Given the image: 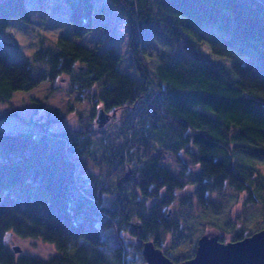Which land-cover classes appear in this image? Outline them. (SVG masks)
<instances>
[{"label":"trees","instance_id":"1","mask_svg":"<svg viewBox=\"0 0 264 264\" xmlns=\"http://www.w3.org/2000/svg\"><path fill=\"white\" fill-rule=\"evenodd\" d=\"M69 1L73 33L82 37L93 29L95 0ZM111 2L130 23L140 78L119 70L115 48L98 52L67 36L38 49L32 60L10 59L3 32L12 20L30 22L31 15L26 0H0V104L11 105L15 92L62 77L91 103L93 118L99 107L109 113L131 111L118 142L55 129L34 116L21 117L25 123L18 131L0 125V264H146L142 242L148 240L180 262L195 255L198 241L192 253L184 249L195 224L206 222L200 237L216 230L222 241L225 233L239 240L255 232L249 231L253 218L264 216L258 164L264 160V0ZM209 21L230 32L208 39L214 54L232 60L229 70L209 63L184 37L187 31L205 39L198 27ZM149 49L159 56L153 67L146 64ZM12 115L17 111L0 110V122ZM95 150L101 160L93 156ZM166 151L185 169H195L199 215L189 210L192 196L180 200L188 209L172 210L185 184L161 165ZM92 161L105 172H91ZM226 188L247 196L248 215L224 213L213 194ZM107 195L113 197L109 205ZM110 230L112 245L103 235ZM124 232L138 242L127 243ZM17 237L50 243L56 254L16 258Z\"/></svg>","mask_w":264,"mask_h":264},{"label":"rangeland","instance_id":"2","mask_svg":"<svg viewBox=\"0 0 264 264\" xmlns=\"http://www.w3.org/2000/svg\"><path fill=\"white\" fill-rule=\"evenodd\" d=\"M26 5L30 11L31 21L12 20L6 31L3 32L5 43L4 47L10 59L16 61L32 60L34 53L41 47L53 46L60 36H67L74 41L95 49L98 52H104L109 48H115L121 55L119 70L128 73L134 77L140 78L134 59L132 56V47L130 45V23L126 17L120 14L117 8L112 4L111 0H95V11L93 15V29L88 34L79 37L73 33L70 14L71 3L69 0H26ZM205 39L199 41L195 36L190 35L187 31L184 34L185 39L190 40V44L195 51L202 53L203 57L216 67H223L229 70L231 63L230 58H225L213 53L208 39L212 38L214 33L228 35L230 32L222 29L217 21H209L198 27ZM151 55L147 58L146 64L154 66L159 56L156 50L149 49L146 52ZM249 61V60H248ZM37 70L42 69V65H36ZM1 111L16 110L18 115H12L11 121H2L0 125L12 131H18L22 128L25 121L21 119H30L31 116L49 120L55 129L61 128L67 130H79L88 132L93 139L108 142H118L119 133L122 124L126 121L127 116L131 115L130 109H124L112 114L110 121L104 126L99 127L96 119L93 118V106L91 103L80 96L78 86H73L71 81L66 78L59 77L56 82L43 81L40 85L30 91H17L12 98V104H0ZM19 120L20 122H16ZM113 118L116 120L114 121ZM98 138V139H97ZM137 148L133 149V154ZM158 152L154 151L156 155ZM97 160H101L100 151L95 150L93 155ZM133 156V155H132ZM78 157H87L86 155ZM133 166L140 164L138 158L133 157ZM142 163V162H141ZM161 165L171 171L181 182L185 184L184 190L177 191V199L171 208L179 211L184 208L180 205L183 196H189L193 201V208L189 209L196 215H199L202 208L193 197L195 187L196 171L193 167L185 169L179 162L178 158L171 152H164L160 160ZM263 171L264 177V160L258 163ZM78 169H83L81 163ZM89 170L95 174H103L105 168H94L93 161L89 163ZM130 168L126 167V175ZM213 198L216 201H222L224 204V213L230 217L239 216L241 213L248 215L250 211L246 206H251L247 202V196L243 192L226 188L222 193L215 192ZM113 197L107 195L105 203L111 204ZM259 206L262 207L261 204ZM205 218H207L205 216ZM259 223L258 225H254ZM206 222L195 224L189 231V238L184 244L186 254L193 252L196 241L200 238L201 233L205 232L202 228ZM249 231H256L258 228H264V216L252 219ZM105 238L108 239L109 245L115 243L113 231L108 234L103 232ZM123 237L128 243L138 242L137 237L131 232H124ZM225 240H231L228 233L224 234ZM16 244L23 248V253H16L17 257L22 254L42 256L44 258L56 254L55 247L39 239L16 238ZM164 250V249H163ZM58 253V251H57ZM148 264V263H146Z\"/></svg>","mask_w":264,"mask_h":264},{"label":"water","instance_id":"3","mask_svg":"<svg viewBox=\"0 0 264 264\" xmlns=\"http://www.w3.org/2000/svg\"><path fill=\"white\" fill-rule=\"evenodd\" d=\"M111 116L104 107H99L96 119L99 127H104ZM133 226L141 227L135 223ZM13 250L18 253L23 249L13 242ZM142 253L148 264H264V229L229 242H223L216 230L207 232L199 238L195 255L180 262L172 260L153 240L142 242Z\"/></svg>","mask_w":264,"mask_h":264}]
</instances>
